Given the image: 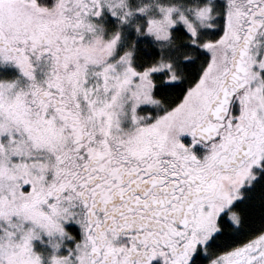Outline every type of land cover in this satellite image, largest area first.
Wrapping results in <instances>:
<instances>
[{
	"label": "snow or ice",
	"instance_id": "6c2138e0",
	"mask_svg": "<svg viewBox=\"0 0 264 264\" xmlns=\"http://www.w3.org/2000/svg\"><path fill=\"white\" fill-rule=\"evenodd\" d=\"M0 264H264V0H0Z\"/></svg>",
	"mask_w": 264,
	"mask_h": 264
}]
</instances>
